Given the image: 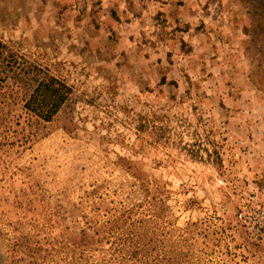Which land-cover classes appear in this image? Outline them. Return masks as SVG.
Masks as SVG:
<instances>
[{
  "label": "rangeland",
  "instance_id": "1",
  "mask_svg": "<svg viewBox=\"0 0 264 264\" xmlns=\"http://www.w3.org/2000/svg\"><path fill=\"white\" fill-rule=\"evenodd\" d=\"M0 42V264H264V0H0Z\"/></svg>",
  "mask_w": 264,
  "mask_h": 264
},
{
  "label": "trees",
  "instance_id": "2",
  "mask_svg": "<svg viewBox=\"0 0 264 264\" xmlns=\"http://www.w3.org/2000/svg\"><path fill=\"white\" fill-rule=\"evenodd\" d=\"M4 48L5 46L0 42V74H2L1 70H3L1 64L8 61L7 58H9V56L7 58L3 57ZM2 79L0 77V81ZM67 92V88L56 79L44 77L38 82L25 106L35 115L44 120H49L65 101Z\"/></svg>",
  "mask_w": 264,
  "mask_h": 264
},
{
  "label": "built area",
  "instance_id": "3",
  "mask_svg": "<svg viewBox=\"0 0 264 264\" xmlns=\"http://www.w3.org/2000/svg\"><path fill=\"white\" fill-rule=\"evenodd\" d=\"M260 226L262 229H264V221H261Z\"/></svg>",
  "mask_w": 264,
  "mask_h": 264
}]
</instances>
